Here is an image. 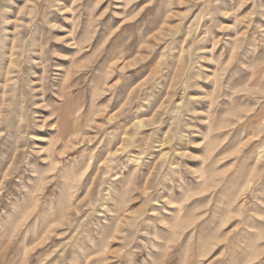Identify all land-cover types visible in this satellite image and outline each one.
Instances as JSON below:
<instances>
[{
	"label": "rangeland",
	"instance_id": "1",
	"mask_svg": "<svg viewBox=\"0 0 264 264\" xmlns=\"http://www.w3.org/2000/svg\"><path fill=\"white\" fill-rule=\"evenodd\" d=\"M0 264H264V0H0Z\"/></svg>",
	"mask_w": 264,
	"mask_h": 264
}]
</instances>
